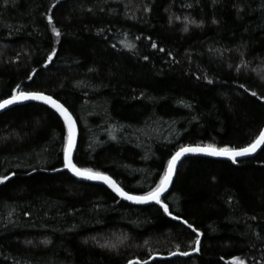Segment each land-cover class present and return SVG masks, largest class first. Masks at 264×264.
Returning a JSON list of instances; mask_svg holds the SVG:
<instances>
[{"label":"trees","instance_id":"obj_1","mask_svg":"<svg viewBox=\"0 0 264 264\" xmlns=\"http://www.w3.org/2000/svg\"><path fill=\"white\" fill-rule=\"evenodd\" d=\"M262 77L264 0H0V101L58 100L79 128L77 166L130 194L154 188L180 146L256 139ZM66 135L43 104L0 115V264H264V148L235 163L186 158L163 201L174 220L55 171ZM183 220L202 233L199 252Z\"/></svg>","mask_w":264,"mask_h":264},{"label":"snow or ice","instance_id":"obj_2","mask_svg":"<svg viewBox=\"0 0 264 264\" xmlns=\"http://www.w3.org/2000/svg\"><path fill=\"white\" fill-rule=\"evenodd\" d=\"M5 3H7V0H5ZM57 3H59V0H57ZM52 7L55 8L56 4H53ZM47 21L49 25H53V17L51 14L47 15ZM189 23H195V21H189ZM213 23H216V21L213 20ZM196 26L199 27L200 25L198 24ZM184 31L185 32L188 31V28L185 27ZM52 32L55 34L56 37L61 36L60 30L56 28L54 25L52 26ZM152 47L156 48L157 45L153 43ZM160 51H164V49H160ZM55 55L56 52L53 51L52 54L48 57L49 62H51L52 57ZM144 59H148V57L145 56ZM29 79H31V77H29ZM262 79H264V77H262ZM209 83H211V81H209ZM241 87H244V85H241ZM17 88H19V86H17ZM256 95L257 94L255 92H252V96H256ZM20 101H42L44 104L49 105L51 108H53L63 119L64 125L66 126L67 129V135L65 137V142L62 149L63 169H54L55 171H62L64 169H67L73 175L83 178L85 180L102 181L117 196L121 197L124 200L132 201L133 203L136 204H147L149 202H155L156 204L160 205V207L163 209L165 214L171 216L172 219L174 220H180L181 218L179 216H172V214L169 211L168 205L162 202L161 196L168 191L169 186L172 184L173 176L176 172L177 163L178 161L181 160L182 157H184L186 154L202 153L214 157H227L231 159L233 163H235L237 157L251 155L255 153L257 149H259L262 145H264V130H262L260 131L256 139H254L252 142H250L247 146L244 147H229V146L217 147L215 144H197L195 146L192 145L180 146L173 154H171V158L167 160V164L164 168L163 174L159 178V183H157L154 188H151L143 195H132L128 191H125L123 187L119 186L116 183V181L113 180L110 176L99 171H93L91 168H80L74 162L73 153L77 146V125H76V121L73 119V116L69 112L68 108H66L63 104L58 102V100L54 99L52 96L45 95L42 92L14 91L9 99H4L0 101V109H5L9 105L16 104L17 102ZM113 139H115V137H113ZM8 179L10 178L7 176L0 178V184L5 183ZM182 223L187 225V227L196 234V238L193 242L194 243L193 251L199 252L200 243H201L200 237L202 236V233H200L195 227H193L191 223H188L187 220H183ZM29 243H31V241H29ZM43 243L48 244L50 243V241L45 240L43 241ZM101 247H111L114 249L116 248V245L104 244L101 245ZM176 254L177 253H173V255ZM179 254L182 256H188L189 252L184 251V252H180ZM221 259H223V257H221ZM128 264H141V261L129 260ZM142 264H148V261L144 260ZM228 264H245V260L240 257H234L231 261L228 262Z\"/></svg>","mask_w":264,"mask_h":264},{"label":"water","instance_id":"obj_3","mask_svg":"<svg viewBox=\"0 0 264 264\" xmlns=\"http://www.w3.org/2000/svg\"><path fill=\"white\" fill-rule=\"evenodd\" d=\"M46 95V94H45ZM9 99V98H7ZM55 99V98H54ZM59 102V101H58ZM30 103H39V104H43V105H46L44 104L42 101H20V102H17L16 104H13V105H9L7 108L5 109H0V115L7 112L8 110L14 108V107H18V106H22V105H26V104H30ZM48 107H50L49 105H46ZM51 108V107H50ZM52 110H54L53 108H51ZM55 111V110H54ZM56 112V111H55ZM70 112V111H69ZM57 113V112H56ZM58 114V113H57ZM59 115V114H58ZM73 116V115H72ZM73 119L75 120V118L73 117ZM76 121V120H75ZM76 125H77V122H76ZM264 130V128H263ZM78 141H79V128H78V125H77V146H76V149L74 150V153H73V159L75 158V153H76V150H77V147H78ZM264 148V145H262L259 149H257V151L251 155H247V156H243V157H237L236 158V162H239V161H243V160H247V159H250V158H254L256 157L260 152L261 150ZM192 156H198V157H205V158H211V159H215V160H220V161H228V162H233L231 159L227 158V157H214V156H208V155H205V154H202V153H196V154H186L184 157L181 158L180 161H178L177 163V167H176V172L173 176V182L172 184L169 186V189L167 192H165L162 196H161V200L162 202L165 200V198L168 196V194L170 193L171 189H172V186H173V183H174V180H175V177H176V173H177V170H178V167L180 166V164L186 159V158H189V157H192ZM66 170L71 177H73L75 180L79 181V182H83V183H90V184H95V185H101V186H104L106 188H108L112 193H114L106 184H104L102 181H90V180H85L83 178H80V177H77L75 175H73L71 172H69L67 169H64ZM113 179V178H112ZM114 180V179H113ZM117 183V182H116ZM118 184V183H117ZM115 194V193H114ZM116 195V194H115ZM132 195H135V194H132ZM117 196V195H116ZM121 201L123 202H126L128 204H131V205H134V206H151V205H157L155 202H149L147 204H136V203H133L132 201H127V200H124L122 199L121 197L117 196Z\"/></svg>","mask_w":264,"mask_h":264}]
</instances>
